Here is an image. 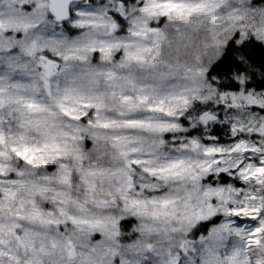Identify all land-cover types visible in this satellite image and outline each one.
I'll return each mask as SVG.
<instances>
[{"label":"snow or ice","instance_id":"obj_1","mask_svg":"<svg viewBox=\"0 0 264 264\" xmlns=\"http://www.w3.org/2000/svg\"><path fill=\"white\" fill-rule=\"evenodd\" d=\"M0 264H264V0H0Z\"/></svg>","mask_w":264,"mask_h":264}]
</instances>
